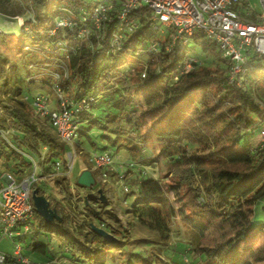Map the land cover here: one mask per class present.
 <instances>
[{
  "label": "trees",
  "instance_id": "trees-1",
  "mask_svg": "<svg viewBox=\"0 0 264 264\" xmlns=\"http://www.w3.org/2000/svg\"><path fill=\"white\" fill-rule=\"evenodd\" d=\"M31 1L38 24L26 22L20 27V35L0 33V145L4 151H0V156H5L4 166L17 182L32 175L31 159L38 162L40 176L32 189H38L39 195L48 199L62 219L61 223H46L42 219L41 231L56 233L75 243L78 253L96 242L119 243H108L93 230L99 228L114 236L118 233L108 231L112 230L110 224L98 222L101 220L98 209L106 204L89 196L87 201L75 203L69 178L54 174L57 162L64 165L69 148L55 132L30 119L27 113L30 98L24 94L23 84L59 86L75 103L93 99L90 109L78 113L76 119L77 152L110 153L108 149L115 147L134 155L135 151L144 152L147 143L159 145L157 159L165 162L167 182L162 184L141 176L142 172L139 174L138 198L129 211L137 223L151 231L169 233L168 222L178 217L196 231V251L214 264H264V223L254 224L255 209L264 203V141L253 148V140L264 129L263 72L250 73L245 88L229 85L226 64L215 45L200 34L193 40L203 47L208 58H215L210 66L195 57L190 46L168 50L169 35L157 51H152L159 34L146 22L124 41L123 49L115 55H109L110 51L96 44L91 48L81 43L67 58L57 54L55 61L44 60V56L53 57L54 53L48 49L56 38H50L47 31L53 24L48 7L51 9L56 2ZM61 2L79 5L75 0ZM0 14L5 18L21 15L22 5L18 0H0ZM111 28L112 25L108 30ZM37 44L41 45L43 57L26 50L37 48ZM4 53L15 59L21 54L34 56L37 61L25 63L29 78L23 80L17 64L4 59ZM131 53L148 59L122 73L121 61ZM190 60H196L193 69L182 73ZM51 64L56 69L66 66L69 77L56 83L45 77L31 80L35 72L51 68L47 66ZM144 70L147 77L142 79ZM101 100L105 106L98 115L95 110H99L96 106ZM94 129L102 132L100 138L108 147L101 149L93 141ZM127 173L115 174L125 182ZM75 185L84 188L77 182ZM169 194H174L177 210ZM34 215H38L35 209ZM35 241L37 236L30 246L32 251L46 255L48 246ZM94 264L104 261L95 260Z\"/></svg>",
  "mask_w": 264,
  "mask_h": 264
},
{
  "label": "built area",
  "instance_id": "built-area-1",
  "mask_svg": "<svg viewBox=\"0 0 264 264\" xmlns=\"http://www.w3.org/2000/svg\"><path fill=\"white\" fill-rule=\"evenodd\" d=\"M23 6L24 0H18ZM29 3L27 19L23 14L15 17H3L5 24L25 26L26 22L38 24L35 18V9L31 0ZM56 2V3H55ZM79 5L72 6L61 0H50L53 4L48 7V14L53 18V24L47 31L53 41L50 52L53 57H46L41 45L35 49L28 47L26 50L35 51L44 60L55 61L57 54L68 57L76 45L87 44L91 48L94 44L101 49L110 51L109 55L117 54L123 49L124 41L134 35L143 23H149L153 32L159 34L158 43L152 46V51H157L169 35L171 47L180 46L189 48L196 34H200L211 45H215L221 54L228 70V84L245 88L249 83L248 76L253 72L264 73V13L257 15L245 0H92L86 3L75 0ZM264 9V0H261ZM149 21V22H148ZM113 26L110 30L109 27ZM29 31V29H26ZM4 32L0 29V33ZM63 32L64 34L60 33ZM94 39V40H92ZM40 43V41L38 42ZM196 63L190 60L183 67L182 73H189ZM41 68L35 72L31 80L51 78L53 82L69 77L66 66L56 69ZM56 70H59L56 71ZM147 77L144 70L141 78ZM49 87V86H48ZM52 88V87H50ZM57 100V108L49 109L50 99L44 94L32 98L33 108L37 116L47 120L59 141L69 148L65 156L64 165L57 162L54 166L56 176L69 177L73 163L77 156L75 142L78 138L79 125L78 113L90 109L89 100L75 103L69 100L61 87L52 88ZM264 141V129L260 133ZM33 173L21 182L7 174L6 184L0 189V242L9 238L14 242V251L7 254L0 251V264H29L23 255L22 248L16 239L30 232L29 221L34 216L32 204L33 186L38 182V162L31 159ZM91 164L96 170L104 171L113 169L114 157L110 153L95 155ZM129 170H134V163L126 164ZM61 167L65 172H61ZM108 176L102 174L97 183H106ZM122 180V178L120 179ZM128 192V189H125Z\"/></svg>",
  "mask_w": 264,
  "mask_h": 264
},
{
  "label": "rangeland",
  "instance_id": "rangeland-1",
  "mask_svg": "<svg viewBox=\"0 0 264 264\" xmlns=\"http://www.w3.org/2000/svg\"><path fill=\"white\" fill-rule=\"evenodd\" d=\"M89 3L92 0H82ZM247 5L259 16L264 13V9L261 4V0H245ZM29 3L24 0L22 9L24 11V18L27 19L30 12H28ZM0 29L4 32H8L10 35H20L21 29L19 24L9 26L5 24L4 19L0 16ZM27 44L31 42L26 40ZM191 49L194 51L195 57L200 59L204 65L210 66L215 58L207 57L203 51V47L200 44L192 41L190 43ZM4 59H10L11 63H15L18 66L20 77L25 80L29 78L28 66H25L29 61H37L31 54H21L18 58H13L8 54H3ZM147 56H135L130 54L125 61H121V72H126L129 69L139 67V64L146 61ZM27 69V70H26ZM34 74V73H33ZM30 76L32 74L30 73ZM264 76V73H263ZM24 94L30 98L27 105V113L39 127L48 130L52 133L54 131L50 128L47 120L41 119L36 115L32 104V98L44 94L50 99L49 109L55 110L57 108V100L54 94V90L47 85L23 84ZM262 107L264 109V94L262 95ZM105 102L99 101L96 108L100 114L101 108H104ZM93 141L100 146L101 149L108 147L107 142L100 137L102 132L94 129L92 134ZM262 143L261 137L257 136L253 140V148H258ZM146 150L142 153L135 151L136 156L130 151L120 150L117 148H109L110 153L114 157L113 170L105 169L104 171L96 170L91 161L95 158V155L102 154V151H91L90 154L77 152V156L73 163L71 175L68 177L71 182V191L74 194V202L87 201L89 197L103 198L106 204L100 211L101 220L99 223L111 225L112 230H118V233L114 236L119 242L118 244H105L96 242V244L88 246V249L84 247L82 253H78L75 248L76 244L64 239L56 233L48 231H41L40 225L42 218L38 215H34L28 225L30 232L26 235L17 238L16 242L22 248L23 255L29 260V264H94L95 260H102L104 264H214L213 261L208 260L205 255L196 251L198 243V235L196 231L186 221L179 219L178 217H172L168 222L170 232L165 231H151L148 228L137 223L133 217L129 214V211L134 206L136 199L138 198L136 182L139 179V174L148 179H155L158 182L164 184L167 182V171L165 162L161 159H157L159 145L156 143L145 145ZM3 151L2 145H0V151ZM5 156H0V189L7 183L6 175H12V172L6 170L3 159ZM28 159V157H27ZM29 160V159H28ZM155 163H151L153 161ZM134 163L136 165L134 170H130L126 164ZM90 169L95 174V179L101 177L102 174L108 176L106 183L98 182L94 188H77L75 183L81 174ZM52 170V169H51ZM61 172H65V169L61 167ZM116 172L121 175L127 173L126 180L120 181L117 178ZM37 176H40L38 170ZM197 184L201 185V182L197 180ZM52 188V187H51ZM128 188V192L125 189ZM172 205L177 210V206L174 202V194H169ZM90 200V199H89ZM259 206V205H258ZM107 213H109L107 215ZM264 203L260 204L255 209L254 224L259 225L264 223ZM37 236V241L34 243L43 244L48 246V252L46 255L35 253L30 248L33 243V238ZM0 251L12 254L14 251V242L9 238H4L0 242ZM90 251H93L91 253ZM91 256V259H89Z\"/></svg>",
  "mask_w": 264,
  "mask_h": 264
},
{
  "label": "water",
  "instance_id": "water-1",
  "mask_svg": "<svg viewBox=\"0 0 264 264\" xmlns=\"http://www.w3.org/2000/svg\"><path fill=\"white\" fill-rule=\"evenodd\" d=\"M78 185L84 187L86 189L94 188L97 185V180L95 179L92 171L86 170L77 181ZM102 202H104L103 198H100ZM32 201L34 205V209L36 213L46 222V223H61L62 219L56 212V210L52 209L50 206V202L44 196L39 195L38 189H34L32 191ZM94 232H96L99 236L104 238L108 243L117 242L116 238L99 228H94Z\"/></svg>",
  "mask_w": 264,
  "mask_h": 264
}]
</instances>
